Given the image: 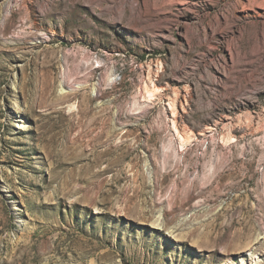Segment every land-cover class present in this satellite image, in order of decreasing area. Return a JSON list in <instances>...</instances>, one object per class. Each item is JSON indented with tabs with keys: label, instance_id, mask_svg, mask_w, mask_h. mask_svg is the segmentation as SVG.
<instances>
[{
	"label": "rangeland",
	"instance_id": "rangeland-1",
	"mask_svg": "<svg viewBox=\"0 0 264 264\" xmlns=\"http://www.w3.org/2000/svg\"><path fill=\"white\" fill-rule=\"evenodd\" d=\"M263 4L0 0V264H264Z\"/></svg>",
	"mask_w": 264,
	"mask_h": 264
},
{
	"label": "bare ground",
	"instance_id": "bare-ground-1",
	"mask_svg": "<svg viewBox=\"0 0 264 264\" xmlns=\"http://www.w3.org/2000/svg\"><path fill=\"white\" fill-rule=\"evenodd\" d=\"M250 1V0H249ZM252 2H254V3H259L260 4V1L262 2H264V0H251ZM262 4V3H261ZM255 5V4H254ZM257 5V4H256ZM264 5V4H263ZM96 91V90H95Z\"/></svg>",
	"mask_w": 264,
	"mask_h": 264
}]
</instances>
